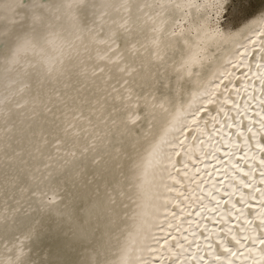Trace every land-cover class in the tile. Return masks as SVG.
Segmentation results:
<instances>
[{
    "label": "snow or ice",
    "instance_id": "obj_1",
    "mask_svg": "<svg viewBox=\"0 0 264 264\" xmlns=\"http://www.w3.org/2000/svg\"><path fill=\"white\" fill-rule=\"evenodd\" d=\"M50 210L85 264H264V0H0V264Z\"/></svg>",
    "mask_w": 264,
    "mask_h": 264
},
{
    "label": "bare ground",
    "instance_id": "obj_2",
    "mask_svg": "<svg viewBox=\"0 0 264 264\" xmlns=\"http://www.w3.org/2000/svg\"><path fill=\"white\" fill-rule=\"evenodd\" d=\"M85 207L84 203H80L75 208L76 219L83 220ZM31 219L38 220V224L34 235L24 245L27 252L26 264H85L102 243L99 233L92 240L76 237L70 224L63 218L57 217L51 210L37 214Z\"/></svg>",
    "mask_w": 264,
    "mask_h": 264
},
{
    "label": "clouds",
    "instance_id": "obj_3",
    "mask_svg": "<svg viewBox=\"0 0 264 264\" xmlns=\"http://www.w3.org/2000/svg\"><path fill=\"white\" fill-rule=\"evenodd\" d=\"M24 43H25V41L24 40H22L21 42H20V44L18 45V47H23V45H24Z\"/></svg>",
    "mask_w": 264,
    "mask_h": 264
}]
</instances>
